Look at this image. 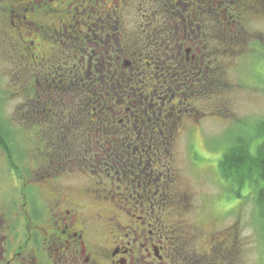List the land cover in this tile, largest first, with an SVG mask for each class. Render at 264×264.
<instances>
[{
	"label": "flooded vegetation",
	"instance_id": "1",
	"mask_svg": "<svg viewBox=\"0 0 264 264\" xmlns=\"http://www.w3.org/2000/svg\"><path fill=\"white\" fill-rule=\"evenodd\" d=\"M263 11L264 0L0 1L25 114L43 115L29 124L49 123L52 149L17 176L13 218L1 202L0 264H236L230 233L184 231L163 154Z\"/></svg>",
	"mask_w": 264,
	"mask_h": 264
},
{
	"label": "rangeland",
	"instance_id": "2",
	"mask_svg": "<svg viewBox=\"0 0 264 264\" xmlns=\"http://www.w3.org/2000/svg\"><path fill=\"white\" fill-rule=\"evenodd\" d=\"M245 27L246 50L227 53L220 60L223 67L212 72L216 94L199 96L194 121L185 124L163 156L172 159L177 173L176 182L169 183L171 189L184 194L186 200L180 215L184 231L188 235V230L193 235L230 233L236 264H264V226L255 205L257 186L238 190L222 178L218 168L231 141L252 138V153L264 141V137H254L264 122V11L248 18ZM18 68L17 54L0 34V124L15 158V167L10 168L0 146V205L6 207L7 219L18 208L21 183L17 176H35L36 159L52 155L49 123L41 132L35 131L29 122L43 121V115L25 114L29 100L20 98ZM205 238L193 245L194 253L205 251Z\"/></svg>",
	"mask_w": 264,
	"mask_h": 264
},
{
	"label": "trees",
	"instance_id": "3",
	"mask_svg": "<svg viewBox=\"0 0 264 264\" xmlns=\"http://www.w3.org/2000/svg\"><path fill=\"white\" fill-rule=\"evenodd\" d=\"M2 128L4 126L0 124V146L7 154L8 166L14 168V151L5 141L7 133ZM254 137H264V122L259 125ZM252 142L250 137L231 141L222 154L218 168L222 178L238 190L244 186H257L255 205L264 226V141L255 147L254 153L251 152Z\"/></svg>",
	"mask_w": 264,
	"mask_h": 264
}]
</instances>
